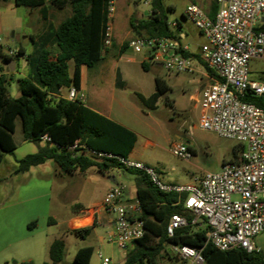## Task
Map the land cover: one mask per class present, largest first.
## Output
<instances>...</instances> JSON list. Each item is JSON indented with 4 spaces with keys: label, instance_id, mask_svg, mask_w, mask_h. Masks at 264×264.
I'll return each instance as SVG.
<instances>
[{
    "label": "trees",
    "instance_id": "obj_1",
    "mask_svg": "<svg viewBox=\"0 0 264 264\" xmlns=\"http://www.w3.org/2000/svg\"><path fill=\"white\" fill-rule=\"evenodd\" d=\"M17 7L31 11L37 10L41 16V26H47V7L67 11L68 16L56 27L50 25L43 34L31 37L34 44L32 53L26 56L28 74L18 80L20 96L11 98L7 83L9 76L0 77V165L6 155L13 154L16 143L13 135L16 122L20 120L25 141L34 143L38 151L18 161L16 174L27 173L32 168L53 161L61 173L73 174L96 168L101 174L119 169L136 176L137 200L141 204V219L144 221L146 234L143 239L132 243L122 264H158L159 259L167 258L179 264L171 245L201 248L203 264H264V253H248L243 249L220 251L208 243V230L205 227L194 229L192 226L181 229L170 238L167 226L173 215H181L192 221L193 216L185 211L178 202L176 194L160 192L150 178L138 170L126 169L116 159L95 158L81 150L69 151L76 141L88 149L128 158L137 136L119 124L85 107L81 101H70L63 96L64 90L74 87L80 89V69L82 66L93 68L109 52L105 44V32L108 24L109 0H14ZM151 14L145 18H130V27L136 37H167L182 43L180 30L182 24L171 26L167 6L163 0L151 1ZM216 4L209 14L214 18ZM184 18V16H183ZM185 19V18H184ZM113 43V42H112ZM129 42L123 44L120 54L128 50ZM54 56L52 57V52ZM25 56L23 46L18 49L17 58ZM201 62L198 53L186 54ZM4 61L13 60L0 50ZM74 64V75L69 74V63ZM202 63V62H201ZM149 63L143 62L145 72L150 70ZM203 67L215 76L203 63ZM3 72L8 71L1 69ZM10 71V70H9ZM157 92L149 99L156 102L167 89L156 76ZM141 101L144 98L138 94ZM256 106L264 109V97L250 99ZM48 136L52 143L44 142ZM192 151V149H191ZM242 146L233 149L230 163H238ZM194 154V151H192ZM2 179H0V184ZM142 184V186H141ZM52 221V220H51ZM34 225V224H33ZM32 227V225H30ZM82 239L92 233V228H82L70 232ZM66 253L63 240H55L49 248L50 262L44 264H62ZM94 249L84 247L76 252L73 264H90ZM22 264H34L24 262Z\"/></svg>",
    "mask_w": 264,
    "mask_h": 264
},
{
    "label": "built area",
    "instance_id": "obj_2",
    "mask_svg": "<svg viewBox=\"0 0 264 264\" xmlns=\"http://www.w3.org/2000/svg\"><path fill=\"white\" fill-rule=\"evenodd\" d=\"M215 4L213 19L197 4L188 5L184 12L185 20L205 40L198 52L201 62L215 75L202 92L199 125L204 131L242 146L238 163H225L218 172H203L194 175L188 185L173 186L164 183L152 168L128 158L88 149L79 141L67 149L81 150L99 159H116L126 169L145 173L160 192L184 196L182 206L193 219L189 222L184 216L173 215L167 226L170 238L189 226L205 227L207 242L220 251L259 252L254 240L264 234V109L250 99L264 97V82L251 79L249 64L252 60L264 61V0H215ZM115 11V0H109L107 47L113 42ZM128 50L144 54L143 62L177 75L201 73L204 68L199 60L186 56L193 54L188 44L167 37H136L129 42ZM13 55L17 53L10 52L9 56ZM4 75L9 76L10 71L0 69V77ZM67 99L83 97L72 87ZM186 135L191 139V132ZM42 139L55 146L48 136ZM170 153L186 162L192 159L187 142L172 146ZM101 207L115 218L109 239L119 249L127 252L132 243L144 238L141 204L138 200L127 202L123 187H112ZM172 250L180 264L204 262L201 248L177 245ZM98 258L102 264H111L101 253Z\"/></svg>",
    "mask_w": 264,
    "mask_h": 264
},
{
    "label": "rangeland",
    "instance_id": "obj_3",
    "mask_svg": "<svg viewBox=\"0 0 264 264\" xmlns=\"http://www.w3.org/2000/svg\"><path fill=\"white\" fill-rule=\"evenodd\" d=\"M128 2L130 5H128ZM133 2L134 0H118L116 2L114 18L116 31L123 33H125V30L127 31V19L131 11L135 12L132 16L135 18H140L141 15L148 16L151 14L152 7L151 4L149 5L147 3V0H135L134 5H138L137 9L134 5H131ZM213 2L214 0H163V3L168 8L167 14L170 22H180L186 30L190 31V36L186 43L190 46L192 53H198L200 47L205 43V40L189 22L185 21L183 13L190 4L204 6L206 3L211 4ZM38 20L37 13L34 14L24 7H17L14 0H0V50L2 54L5 56H9L10 52L18 54V49L21 45H26L29 53H32L34 44L31 40L24 37L27 33L31 31L35 32L40 28ZM138 56L140 57V55L129 50L125 54L123 61L119 63L124 73V81L126 82L130 98H136L135 92L145 95L154 92L156 90L155 77L157 73L166 80L169 77L178 76L175 73L155 66L151 67L148 72H145L139 62ZM129 57H136L137 60L135 62H127ZM12 58L14 62H21V65L24 66V72L28 70L26 60L17 58V55H13ZM116 62L117 60L114 57H110L108 60L92 68L91 74H96L99 79L102 78L104 83H110L115 75ZM249 68L252 80L264 82V61L252 60ZM0 69H7V63L5 61H0ZM202 70L211 77L205 68H202ZM100 73H102V76L99 75ZM23 76V74L19 73L9 77L7 83L9 97H19L20 92L17 82ZM190 76L195 83H184L187 94L179 92L178 88H175L176 92L174 94L166 92L161 96V102L163 103H161L157 115L164 114L166 116L170 110L165 103L167 96L172 101L177 100L178 106L188 109V105H190L188 101L189 95L196 89H200L203 85L209 83L208 79L201 74L194 73L190 74ZM91 79L93 78L91 77ZM104 87L109 89L110 85L104 84ZM167 115H170L175 120L180 118L177 113H168ZM185 115L186 124L183 130L186 133L191 132V139L197 152L195 154L192 153V159L195 160L194 157H196L200 170L187 167L186 164L182 163V160L174 157L172 154L168 157L169 163L178 168V170L193 171V173H196L195 175H200L201 172L220 171L225 163L231 161L233 158V149L239 144L220 138L215 133L202 130L199 125V112H191L188 110ZM14 138L18 146L17 150L13 154L6 155L0 165V179H2V183L0 184V230H2L5 223L9 225L10 230L17 232L19 239H22L21 231L24 230L25 234H28L26 237L28 242L26 253L34 259L35 264L50 262L49 248L55 240H63L66 244V253L62 264H73L76 252L80 248L88 246L94 247L90 264H102V261L98 258L99 253L103 257L109 258L111 264H122L130 247L126 252L119 249L117 244H111L108 241H104L101 246L93 235L82 239L65 233L62 223L63 218L59 213L61 194L58 188L61 184L59 182V174L54 170L56 164L51 161L52 165H47L43 169H39L40 167H38L33 168L29 173L16 174L18 161L24 159L27 155L36 153L38 147L34 143L24 140L20 120L17 121V130ZM152 169L157 177L161 179L160 172L156 168ZM133 177V174L126 172L124 178L125 183L129 184ZM121 178L123 179V175H121ZM53 217L60 224L56 225L52 223L51 220ZM4 231H6V227L3 229ZM259 240L260 242H257L256 239L254 240L256 247L260 250L262 249L264 252V235ZM2 247H7L6 236L0 241V248ZM5 253H8V251ZM17 261V259L10 258L9 264H15ZM159 264L174 263L165 258L160 260Z\"/></svg>",
    "mask_w": 264,
    "mask_h": 264
},
{
    "label": "crops",
    "instance_id": "obj_4",
    "mask_svg": "<svg viewBox=\"0 0 264 264\" xmlns=\"http://www.w3.org/2000/svg\"><path fill=\"white\" fill-rule=\"evenodd\" d=\"M46 1L49 2V0ZM117 1L118 0H115V3ZM134 2L131 5H134ZM128 5H130L129 2ZM213 6H215V0L213 3H206L202 7L209 15L212 12ZM134 7L137 9L138 5H134ZM47 10L48 25L44 27H42V24H40L41 16L39 12L37 10H30V12L34 14L37 13V17L39 19L38 24L40 25V28H38L35 32L31 31L27 33L24 38L31 40L32 36L43 34L44 31H46L47 28L50 27V25L56 27L68 16V10L59 11L51 7L50 5H48ZM134 13L135 12L131 11L128 15L127 31L125 30V33L116 31V27L114 24L113 43L109 48V52L100 62L103 63L110 57H114V59L117 60L115 64V75L113 79L110 81V83H104L102 78L99 79L97 78L96 74H91L92 68L82 66L80 69V89L78 90V96L83 97V99H80L79 101H81L82 104L90 110L136 134L137 141L132 152L128 156L129 160L144 164L150 168H156L161 174V180L163 182H166V184L168 185L185 186L191 183L192 177L196 173L188 170L181 171L178 170V168H176L175 166H172L168 161V157L169 155H171L170 148L176 144L187 142L189 143L192 151H194V154L197 153L193 141L186 135V131L183 130L186 124L185 114L188 110H190L191 112L197 111L200 113V101L202 99V92L211 83L210 76L205 74L203 71L201 73H198L207 78L209 83L203 85L200 89H196L189 95L188 101L190 105H188V109L186 107L178 106L177 100L172 101V99L167 96L165 103L171 110H169L168 113H177L180 117L177 120L170 117V115H167L168 113L166 114V116L164 114L157 115L160 109V105L161 103H163L161 102L162 97H160L156 102L149 101V99L157 92V88L154 92H151L148 95L135 92L136 98H130L126 82L124 81V73L120 68L119 63L123 61L125 54L129 51L127 50L125 53L120 54L121 47L126 42H130L135 38L129 24L130 18ZM145 17L147 16L141 15L140 18ZM180 36L182 39V43L187 44L186 41L190 36V31L186 30L183 24L180 30ZM21 46L24 47L25 56L21 57L20 59L26 60V56L30 53L26 45ZM51 52L53 57L55 52ZM138 55H140V57H138L139 62L142 65L144 54ZM136 60V57H129L127 62H135ZM154 66L155 65H150V68ZM155 67L162 69L159 66ZM23 69L24 66L21 65V62H15L14 71L10 72L9 77L20 73L24 75L22 78H25L27 76L28 70L24 72ZM69 74L71 78L74 75L73 62L69 63ZM99 75L102 76V73H100ZM156 76L161 79L163 86L167 89L166 92H169L170 94H174L176 92L175 88H178L179 92L187 94L184 83H195L194 80L191 79L190 75H178L176 77H169L167 80L164 79L159 73H157ZM91 77L93 79H91ZM104 84H109L110 88L106 89L104 87ZM68 92L69 90L63 91V96H65V98H67ZM138 94H140L144 98L145 102L139 99ZM194 158L195 160L192 159L189 162L182 160V163L186 164L187 167H192V169L194 170H200L198 161L196 160V157ZM47 165L51 166V161H47L45 164L34 168L40 167L39 169H43ZM54 170L55 172H58L60 177L59 182L61 186L58 188L59 193L61 194L59 200V213L63 218L62 223L64 225L65 233L68 235H72L70 232L73 230L91 227L92 233L89 236L93 235L101 246L103 245L104 241H108V243H111L109 236L114 231L115 218L113 215L106 213L102 209L101 205L103 199L106 193L112 187L121 186L125 190L126 201H136L137 190L139 186L137 184L136 176L134 175V177L131 178L129 184H126L124 181L125 172L119 169L111 170L106 174H101L96 168H90L84 173L76 171L73 174H64L60 172L59 168L56 165L54 166ZM202 173L203 172H201V174ZM121 175H123V179L121 178ZM112 180H115L117 184L111 182ZM183 198L184 196L180 197L179 195H177L178 202L176 204H182L181 200ZM52 201L54 202V200ZM52 223H55L56 225L60 224L56 221L55 217L52 218ZM5 227L6 231L3 232V229ZM9 228V225L4 223L2 230H0V241L2 240V238H4V236L7 237V247L0 248V264H9L10 258L18 260L15 264H22L29 261L35 264L34 259L26 253V246L28 244L26 237L28 236V234H25V231L22 230V239H19L17 232L12 231ZM263 235L257 237L256 241L260 242L259 239ZM92 248L94 249V247ZM131 248L132 246H130V249ZM6 251H8V253H5ZM261 251L263 252L262 249ZM162 259H159L158 264Z\"/></svg>",
    "mask_w": 264,
    "mask_h": 264
},
{
    "label": "water",
    "instance_id": "obj_5",
    "mask_svg": "<svg viewBox=\"0 0 264 264\" xmlns=\"http://www.w3.org/2000/svg\"><path fill=\"white\" fill-rule=\"evenodd\" d=\"M0 61H4L3 58L0 57ZM9 67V70L10 72H13L14 71V65H15V62L13 60H10V61H5ZM111 182H113L114 184H117V182L115 180H112ZM172 247H176L177 245L174 244V245H171Z\"/></svg>",
    "mask_w": 264,
    "mask_h": 264
}]
</instances>
